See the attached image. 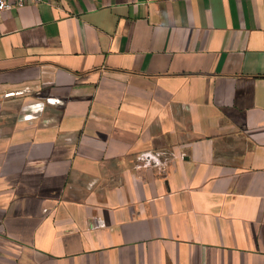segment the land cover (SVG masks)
I'll list each match as a JSON object with an SVG mask.
<instances>
[{
    "label": "crops",
    "instance_id": "obj_1",
    "mask_svg": "<svg viewBox=\"0 0 264 264\" xmlns=\"http://www.w3.org/2000/svg\"><path fill=\"white\" fill-rule=\"evenodd\" d=\"M0 264H264V0L0 12Z\"/></svg>",
    "mask_w": 264,
    "mask_h": 264
},
{
    "label": "built area",
    "instance_id": "obj_2",
    "mask_svg": "<svg viewBox=\"0 0 264 264\" xmlns=\"http://www.w3.org/2000/svg\"><path fill=\"white\" fill-rule=\"evenodd\" d=\"M42 1L43 0H0V12L20 8L30 2L39 3ZM134 165L136 167L151 169L154 167H162L165 165V161L158 153L146 151L138 155Z\"/></svg>",
    "mask_w": 264,
    "mask_h": 264
}]
</instances>
